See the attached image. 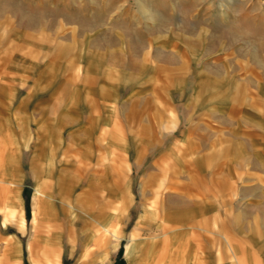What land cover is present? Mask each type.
Masks as SVG:
<instances>
[{"label":"rangeland","instance_id":"1","mask_svg":"<svg viewBox=\"0 0 264 264\" xmlns=\"http://www.w3.org/2000/svg\"><path fill=\"white\" fill-rule=\"evenodd\" d=\"M0 264H264V0H0Z\"/></svg>","mask_w":264,"mask_h":264},{"label":"crops","instance_id":"2","mask_svg":"<svg viewBox=\"0 0 264 264\" xmlns=\"http://www.w3.org/2000/svg\"><path fill=\"white\" fill-rule=\"evenodd\" d=\"M183 189H185L184 193H186V195H191L192 192V188H193V182H188L187 184H182ZM37 194L41 197V196H45L46 194L42 191H40L39 189H36ZM91 194L89 192H85L81 195V200L84 201L85 204H88L89 202H91ZM47 196V195H46ZM87 202V203H86ZM184 207V206H183ZM182 207V208H183ZM188 207V206H187ZM185 209V208H184ZM182 209V210H184ZM160 227H164V229L166 228V230H172V228L169 226V224H160ZM104 231L105 232H110L111 230L109 229V227L107 226H103ZM167 241V239H166ZM131 249V247H128V252Z\"/></svg>","mask_w":264,"mask_h":264}]
</instances>
